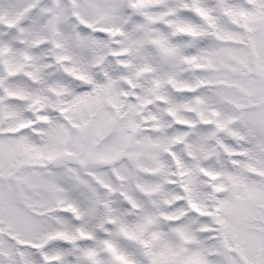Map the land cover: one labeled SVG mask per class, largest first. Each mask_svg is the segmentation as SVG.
<instances>
[{"label":"snow or ice","instance_id":"6c2138e0","mask_svg":"<svg viewBox=\"0 0 264 264\" xmlns=\"http://www.w3.org/2000/svg\"><path fill=\"white\" fill-rule=\"evenodd\" d=\"M0 264H264V0H0Z\"/></svg>","mask_w":264,"mask_h":264}]
</instances>
